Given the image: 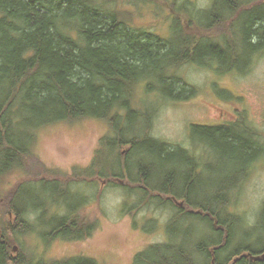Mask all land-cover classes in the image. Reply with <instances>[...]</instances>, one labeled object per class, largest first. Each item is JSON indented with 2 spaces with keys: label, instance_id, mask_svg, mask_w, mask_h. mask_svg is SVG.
Returning a JSON list of instances; mask_svg holds the SVG:
<instances>
[{
  "label": "trees",
  "instance_id": "obj_1",
  "mask_svg": "<svg viewBox=\"0 0 264 264\" xmlns=\"http://www.w3.org/2000/svg\"><path fill=\"white\" fill-rule=\"evenodd\" d=\"M119 1L0 0V186L5 175L23 169V159L32 153L38 128L85 118L107 120L109 133L102 139V147L90 169L83 172L84 176L126 178L140 185L131 194L140 193L139 201L143 198L146 201L145 197L155 191L173 200L184 197L186 207L199 213L186 208L175 221L196 220L208 228L203 233L207 239H197L190 248L168 240L140 252L133 264H213V261L216 264H264V261L246 257L264 254V247L236 246V240L246 231L241 229L239 215L229 213L231 197L230 201L218 195L212 201L201 202L193 198L201 175L197 170L202 142L215 149L230 148L239 160L264 157V146L242 120L211 126L193 125L190 137L197 150L190 152L180 146L173 149L153 138L149 130L154 108L152 105L141 107L133 97L140 81L149 77L147 68L161 65L160 60L172 54L171 44L135 29L126 21L124 9L117 6ZM122 1L139 9H143L140 4L149 1L160 2ZM254 2L212 0L209 9L200 15L207 26L223 19L222 23L232 21L231 37L227 36L224 41V49L210 43L209 38L184 41L183 31L174 29L183 41L177 46L179 59L169 67L190 60L204 65L201 61L205 60L208 66H217L220 72L244 70L252 56L264 50V2L252 6ZM179 4L182 7L177 10L183 12L184 2ZM174 27H178L177 20ZM231 40L238 42L240 49L235 48ZM215 61L232 63L227 68ZM169 74L166 70L164 76L172 87ZM179 91L190 92L185 85ZM174 95L172 90L168 98ZM175 98L183 97L178 94ZM21 112L28 117L19 118ZM125 147L128 150L123 155L121 149ZM36 184L43 185V190H38ZM80 184L70 182L62 186L59 182L41 180L13 188L10 204L1 202L2 212L13 213V218L0 226V264H74L75 261L98 264L89 258L74 257L59 261L47 258L45 262L42 257L39 259L33 247L29 253L23 251L16 256L11 251L19 238L25 240L37 232L31 217L39 222L47 218V223L43 224L47 228L39 231L46 239L45 245L55 238L81 240L86 226L90 230L93 224L85 222L82 210L78 211L80 207L73 204L68 211L61 209L51 213L43 198L57 192L65 201L86 196L88 207L92 201L87 191L83 195L72 191ZM263 220L264 207L254 227Z\"/></svg>",
  "mask_w": 264,
  "mask_h": 264
},
{
  "label": "rangeland",
  "instance_id": "obj_2",
  "mask_svg": "<svg viewBox=\"0 0 264 264\" xmlns=\"http://www.w3.org/2000/svg\"><path fill=\"white\" fill-rule=\"evenodd\" d=\"M261 1L255 0L252 6L264 2ZM182 2L183 12L177 10L182 7L179 4ZM211 4L212 0H160L140 4L143 9H139L119 1L117 6L124 9L126 21L135 29L171 44L172 54L160 60L161 65L147 68L149 77L140 81L133 97L137 101L134 102H138L141 107L152 105L155 112L150 134L173 149L180 146L189 152L197 150V145L190 137L193 125L211 126L240 120L245 122L244 125L264 146V50L257 51L240 72L221 70V73L208 66L205 60L201 61L204 65L190 60L179 61L174 68L169 67L179 59L177 46L183 41L174 29L183 31L184 41L203 40L214 35L221 42H226L227 36L231 37L232 21L222 23L223 19L207 26L201 20L200 15ZM176 20L178 27L175 28ZM230 43L240 49L235 40ZM231 63L217 62L227 68ZM166 70L170 72L169 82L174 84L172 87L166 82ZM184 85L190 92L179 91ZM147 87H151V90H147ZM174 89L177 93L175 95ZM172 90L174 96L168 98V93ZM178 94L183 98L176 99ZM27 117L25 112L20 113L19 118ZM109 129L107 120L97 118L67 121L37 129L32 153L23 159V169L14 170L1 178L0 226L5 225L9 219L12 221L13 213L2 212L1 204H10L13 188L20 184L47 180L59 182L62 186L70 182L81 183L73 187L72 191L77 190L82 195L87 191L86 194L92 201L88 207V200L84 198L86 196L68 198L71 201H65L57 192L43 198L51 213L61 209L68 211L70 205H77L82 208L78 211L82 210L85 222L93 224V228L89 230L86 226L87 231L81 240L55 238L45 245L46 239L39 231L47 228L43 227L47 218L39 222L36 217H31L37 232L25 240L19 238L18 244L12 245V255L16 256L23 251L29 253L33 247L36 254L40 255L39 259L42 257L45 262L47 258L59 261L74 257L89 258L98 264H133L136 256L150 246L170 240L174 245L190 248L197 239H207L203 233L208 228L202 226L201 222L184 218L175 221L176 216L187 208L184 197L173 200L171 196L155 191L145 197L146 201L144 198L139 201L140 193L133 196L131 194L140 185H135L126 178L104 176L92 179L84 176L83 172L90 169ZM127 150L125 147L121 149V153L124 155ZM200 151L202 156L197 171L201 175L193 198L201 202L212 201L218 195L222 199L231 197L229 213L239 215L241 229L246 231L243 237L236 240V246H252L255 249L264 247V220L254 227L264 207V157L239 160L230 148L215 149L205 142L201 143ZM35 187L43 190L41 184H36ZM39 202L42 203L41 200ZM187 209L199 213L197 210ZM263 255L260 254L259 257ZM79 262L81 261H75L74 264Z\"/></svg>",
  "mask_w": 264,
  "mask_h": 264
},
{
  "label": "flooded vegetation",
  "instance_id": "obj_3",
  "mask_svg": "<svg viewBox=\"0 0 264 264\" xmlns=\"http://www.w3.org/2000/svg\"><path fill=\"white\" fill-rule=\"evenodd\" d=\"M211 37L213 39H211ZM207 38L210 39V43L212 44H217L218 46L222 47L223 49L225 48V42H221L220 40H218L219 38L218 37H215L214 35H209ZM221 39H223V37L221 36ZM217 67V66H216ZM216 67L212 66V68L214 70H218ZM219 71V70H218Z\"/></svg>",
  "mask_w": 264,
  "mask_h": 264
},
{
  "label": "water",
  "instance_id": "obj_4",
  "mask_svg": "<svg viewBox=\"0 0 264 264\" xmlns=\"http://www.w3.org/2000/svg\"><path fill=\"white\" fill-rule=\"evenodd\" d=\"M249 258H251L253 261H264V255L262 257H254L252 255H247ZM213 264H216L215 261H213Z\"/></svg>",
  "mask_w": 264,
  "mask_h": 264
}]
</instances>
